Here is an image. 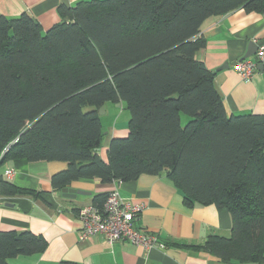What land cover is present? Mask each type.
Segmentation results:
<instances>
[{"label":"trees","instance_id":"1","mask_svg":"<svg viewBox=\"0 0 264 264\" xmlns=\"http://www.w3.org/2000/svg\"><path fill=\"white\" fill-rule=\"evenodd\" d=\"M239 9L261 13L264 0H79L46 30L25 12L0 15V166L66 162L51 176L58 191L164 173L186 206L231 216L228 236L195 248L224 264L264 262V113L228 114L216 71L196 58L205 21ZM117 103L129 112L127 133L109 139L103 159L98 109ZM0 194L41 191L0 175ZM46 245L30 230L0 231V264Z\"/></svg>","mask_w":264,"mask_h":264},{"label":"crops","instance_id":"2","mask_svg":"<svg viewBox=\"0 0 264 264\" xmlns=\"http://www.w3.org/2000/svg\"><path fill=\"white\" fill-rule=\"evenodd\" d=\"M77 1L0 0V15L16 17L25 12L46 30L60 21V6H73ZM201 33L206 44L196 52V58L216 71L214 83L227 113H264V62L259 63L258 71L248 80H242L233 67L219 69L224 63L238 61L251 41L264 43V11L239 9L210 17ZM112 133L125 135L127 127H114ZM106 147L103 154L101 150L99 153L103 159H106ZM6 165L14 169L12 177L7 179L17 186L41 191V195L0 194V231L30 230L47 242L41 253L15 257L12 262L16 264H224L194 246L203 243L209 235L230 234L228 210L214 204L186 206L182 193L164 173L142 174L135 180L115 183L122 197L144 204L134 225L157 234L163 244L160 248L147 249L124 240L110 244L101 234L84 241L79 239L81 222L76 211L91 204L95 194L108 192L114 185H103L98 178L75 180L66 187L90 194L64 198L52 186L51 176L65 168L66 162L9 161L0 166V175Z\"/></svg>","mask_w":264,"mask_h":264},{"label":"built area","instance_id":"3","mask_svg":"<svg viewBox=\"0 0 264 264\" xmlns=\"http://www.w3.org/2000/svg\"><path fill=\"white\" fill-rule=\"evenodd\" d=\"M264 59V45L259 43V50L253 56L238 63L236 70L239 76L245 80L249 79L257 64ZM257 69V68H256ZM6 178L13 175V169L6 166L3 172ZM106 209L101 213L92 204L80 207L78 210V219L81 222L79 239L85 240L89 236L101 234L108 243L118 240L128 241L132 244H141L145 248L163 246L162 242H155L149 234L133 226L134 219L142 212L143 204L135 203L131 199H124L114 186L109 191L105 200Z\"/></svg>","mask_w":264,"mask_h":264},{"label":"rangeland","instance_id":"4","mask_svg":"<svg viewBox=\"0 0 264 264\" xmlns=\"http://www.w3.org/2000/svg\"><path fill=\"white\" fill-rule=\"evenodd\" d=\"M252 42H254L255 44H256V49H255V52L257 51V50H259V43H261V44H263L264 45V43L263 42H261V41H259V42H257V41H252ZM254 54H252L251 56H253ZM250 56V57H251ZM246 59H249V58H245V59H242V60H238L237 61V63H236V65L235 66H233V68H235V70H236V66H237V64L240 62V63H242V61H244V60H246ZM262 62H264V59H262L261 61H260V63H262ZM259 64V63H258ZM257 64V65H258ZM256 68H257V66H256ZM254 69V73H253V75L251 76V77H253L254 75H255V73L258 71L257 69ZM237 71V70H236ZM238 73V72H237ZM239 75V74H238ZM250 77V78H251ZM249 78V79H250ZM242 80H244L243 78H242ZM248 80V79H247ZM120 105H121V103H119ZM116 106V104L114 105V106H111V107H107L106 106V108H105V113H103L102 115H100V119H101V124H102V127H103V132L104 133H106L105 134V136L103 137V140H102V143H101V148L99 149V150H97V152H98V154L100 153V150H101V152H102V154H103V148L107 145V143H108V141H109V139L110 138H112V137H119L118 135H112L113 133V129H114V127L116 128V129H119V128H124V127H127V121H128V118H129V112H128V110L127 109H125V108H122L121 106L120 107H115ZM105 107V106H104ZM106 109H108L107 110V112H106ZM120 136H123V135H120ZM106 149H107V147H106ZM105 154H106V151H105ZM8 167H11V166H8ZM12 168V167H11ZM13 169V168H12ZM13 173H14V169H13ZM11 178V177H10ZM115 182V181H114ZM111 183V185H114L115 183H118V182H115V183ZM121 182V181H120ZM118 190V189H117ZM108 194H109V191H108ZM107 194V195H108ZM79 198L80 197H82L81 195H79L78 196ZM107 199V196H106V198H105V200ZM124 199H128V200H130L129 198H127V197H124ZM104 200V202L101 204V205H97V206H95V205H93L92 203V205L95 207V208H97V210L99 211V212H101V213H104V209H106V206H105V201ZM143 206H144V204H143ZM79 211V210H78ZM78 213V212H77ZM142 213V212H141ZM140 213V214H141ZM140 214L137 216V217H139L140 216ZM137 217L134 219V221H133V226L135 227V228H137L135 225H134V222L136 221V219H137ZM80 219V218H79ZM137 229H141V228H137ZM142 231H144V232H146L147 234H149L150 235V237L152 238V239H155V237H157V234H155V233H150V232H147V231H145V230H143V229H141ZM86 240V239H85ZM158 239H155V242L157 241ZM81 241H84V240H81ZM158 241H160V240H158ZM161 242V241H160ZM160 248V247H157V246H155V245H153L152 246V248ZM149 249V248H148ZM12 260H14V259H11V261ZM264 262H262V263H252V264H263Z\"/></svg>","mask_w":264,"mask_h":264},{"label":"water","instance_id":"5","mask_svg":"<svg viewBox=\"0 0 264 264\" xmlns=\"http://www.w3.org/2000/svg\"><path fill=\"white\" fill-rule=\"evenodd\" d=\"M255 49H256V44L251 41L248 45L246 53L239 60L250 57L252 54L255 53ZM236 63H237V61H235L233 63H224L221 67H219V69H225L228 67H233L236 65ZM259 65H261V64H258L257 68L259 67ZM119 105H120L119 103L116 104V106H119ZM98 113L100 115L105 113V107L101 106L98 109ZM60 193H61L62 197H64V198H75L77 194H81V195H89L90 194L89 191H84V190L75 189V188H71V187H63L60 190Z\"/></svg>","mask_w":264,"mask_h":264},{"label":"bare ground","instance_id":"6","mask_svg":"<svg viewBox=\"0 0 264 264\" xmlns=\"http://www.w3.org/2000/svg\"><path fill=\"white\" fill-rule=\"evenodd\" d=\"M112 244V243H111Z\"/></svg>","mask_w":264,"mask_h":264}]
</instances>
